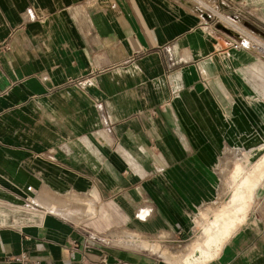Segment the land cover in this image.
<instances>
[{"label":"crops","instance_id":"obj_1","mask_svg":"<svg viewBox=\"0 0 264 264\" xmlns=\"http://www.w3.org/2000/svg\"><path fill=\"white\" fill-rule=\"evenodd\" d=\"M230 42L185 0H0V264H264V175L222 224L264 154V61Z\"/></svg>","mask_w":264,"mask_h":264},{"label":"rangeland","instance_id":"obj_2","mask_svg":"<svg viewBox=\"0 0 264 264\" xmlns=\"http://www.w3.org/2000/svg\"><path fill=\"white\" fill-rule=\"evenodd\" d=\"M187 1L189 3L191 2V4H193L191 0H187ZM202 11L205 12L208 15L209 19H211V21L214 23L220 19L219 18L220 15L221 16L225 15L224 16L225 18L227 17L228 19L230 18L231 20H234L237 23V25L238 24H239V26L241 25L246 31L252 30L255 33L257 32L255 30V28H253L250 24H247L244 21V18L241 17V16L244 17V11L242 12L241 10L236 8V6L233 3H231V0H211L210 9L209 10L202 9ZM220 20L222 21L223 18H221ZM263 157H264V154H261V153L260 154H254V155H252L251 160H252L253 164H256L257 162L259 163ZM237 164H240L243 166V169L240 172L241 177L239 176V178L236 177V173H234L235 167ZM245 166H246V156L245 155H235V164L233 166V169H231V170L228 169V170H225V172H224V176H227L228 178H230L234 185L239 183L240 186H244V188H247V190H249V194L247 196H245V199L242 201L243 210H241L239 212L238 220L236 221L238 223L242 222V218L245 214L246 207L250 203L249 201L251 199L252 189L255 187L257 180L264 175V165L263 164H259V166L257 167L256 171L260 172L258 179L257 178L256 179L250 178V174L253 173L254 167H252V169L247 170L245 168ZM249 166L250 165L248 164V167ZM233 195H234V193H233ZM232 203H233V201L231 199L229 206L226 207L225 209H229L232 206ZM205 259H207V258H205Z\"/></svg>","mask_w":264,"mask_h":264},{"label":"built area","instance_id":"obj_3","mask_svg":"<svg viewBox=\"0 0 264 264\" xmlns=\"http://www.w3.org/2000/svg\"><path fill=\"white\" fill-rule=\"evenodd\" d=\"M188 2L187 0H185ZM189 3L194 8L202 11L210 9V2L211 0H191ZM219 18H223V22L219 19L215 22V27L221 33L228 36L231 40L230 45L234 49H244L247 51H251L255 53L260 59L264 61V34L253 32L252 30L246 31L242 26L237 25L234 20H230L225 18L224 16H219ZM229 20L231 23L237 25V29H231V27H227L224 23V20ZM31 258L25 254L17 257V258H7L5 260L6 264H30Z\"/></svg>","mask_w":264,"mask_h":264},{"label":"bare ground","instance_id":"obj_4","mask_svg":"<svg viewBox=\"0 0 264 264\" xmlns=\"http://www.w3.org/2000/svg\"><path fill=\"white\" fill-rule=\"evenodd\" d=\"M223 16H225V15H223ZM224 23L226 24L227 27H229V28L231 27V29H234V30L237 29V25L231 23L228 19L227 20H224ZM259 164H263L264 165V157L262 158V160L259 163L257 162L256 164H253L252 167H254V171H253L252 174H250V178H254V179L257 178L258 179L260 172H257L256 170H257V167L259 166ZM242 169H243V166L242 165H240V164H237L236 165L235 171H234V173H236V177L239 178L240 172L242 171ZM248 194H249V190H247V188H244V186H240L239 183H238L237 184V189L235 190L234 195L232 197V201H233L232 206L229 209H225L223 211V215H227V217H228V218H224L223 220H227V221L222 223L223 225H226V228H228L229 226H232L238 220L239 212L241 210H243L242 201L245 199V196H247ZM224 230H226V229H224ZM204 235H205V238H206L205 241L209 237L213 238L214 236H217V235L213 234L212 227L208 228L205 231V234ZM204 244H205V242H203L202 244H196L189 251V253L187 254V256H192L195 253V251L198 250V249H200V248H202V246Z\"/></svg>","mask_w":264,"mask_h":264}]
</instances>
